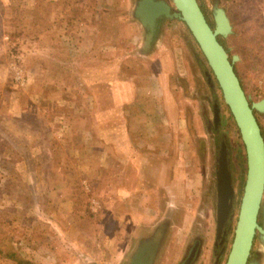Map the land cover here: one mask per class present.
Listing matches in <instances>:
<instances>
[{"label": "rangeland", "instance_id": "374dc122", "mask_svg": "<svg viewBox=\"0 0 264 264\" xmlns=\"http://www.w3.org/2000/svg\"><path fill=\"white\" fill-rule=\"evenodd\" d=\"M135 1L0 0L4 21L0 27V136L14 141L17 152L27 158V169L34 171L31 154L48 162L45 185L43 180L28 181L34 202L25 214L13 212L8 220L6 206L13 199L0 197V240L34 264H123L128 243L146 225L151 227L172 212L171 205L177 214L172 223L175 231L183 214L192 213L182 202L187 186L193 210L198 209L194 223L202 226L205 221L198 217L199 207L207 203L203 189L210 191L201 188L199 200L198 185L195 192L190 189L185 176L197 173L198 163L188 141L183 138L182 144H175L173 130L179 137L185 132L176 122L171 124V119L175 101L185 103L199 88L196 59L204 68L207 63L179 20H162L151 54L142 53L144 30L132 16ZM197 1L212 27L214 8L226 11L232 33L219 38L229 57L237 56L234 64L249 101L262 99L264 0ZM96 19L114 28V44L92 47L99 34L88 22ZM122 36V44L117 46ZM46 46L66 61H74V71H48L46 56L35 55L37 47ZM37 80L40 86L30 87ZM166 83L182 87L169 94ZM167 93L171 104L164 98ZM168 105L171 111L167 115L164 108ZM186 106L183 109L192 110ZM256 116L264 135V112ZM12 117L37 118L43 125L42 135L34 123L33 127L17 126ZM227 124L232 138L237 139L233 121L228 119ZM37 135L47 146H31ZM176 147L182 154L178 170L160 178L162 191L149 186L152 171L146 172L145 164L160 160L170 166L179 152ZM5 154L14 153L6 150ZM1 164L0 160V174ZM170 184L181 195L178 203L171 201ZM169 238L174 245L175 234ZM260 248L255 237L253 257ZM162 258L157 264L165 263ZM0 264L16 263L0 257Z\"/></svg>", "mask_w": 264, "mask_h": 264}, {"label": "flooded vegetation", "instance_id": "af4514ba", "mask_svg": "<svg viewBox=\"0 0 264 264\" xmlns=\"http://www.w3.org/2000/svg\"><path fill=\"white\" fill-rule=\"evenodd\" d=\"M165 1L170 3L169 0ZM163 20L175 21L177 19L163 18ZM151 48L152 47L149 49H144L143 45L139 47L140 51L147 55L151 54ZM201 56L202 60H205L202 53ZM152 58L153 57L149 56V59ZM196 65L198 66L200 76V81H197L198 79H196V81L199 83V88H197V92L192 93L188 99H184L186 101L185 103L184 101H175V113H173L171 124L173 123L174 125L176 122L183 127L182 131L185 132L184 137L182 135L179 137V134H176L173 130L174 139L176 141L175 144L178 145L180 142L182 144L181 140L183 138L184 140L188 141V144H190V148L193 150L198 163V171L196 168H194L196 169L197 173L194 175L190 173L188 176L184 175L185 178H187L189 185L193 187L190 189H194L192 191L195 192L198 188L200 191L199 200L201 196V188L207 187V191H210L206 193V190L203 189V198L207 203H205L204 207H199V211L201 212L199 213L200 216L198 217L202 219L203 216L205 221L202 223V226L201 223H194V218L196 219L198 209L193 210V201L188 193H186L189 191V187L187 186L185 190L186 192L184 191V194H182V200L185 199L182 202L188 204L190 209L192 208V213L188 214L186 212L183 214L175 231V227L173 228L172 223L174 221L173 217L177 216V214L176 208H173L171 205L169 209H171L172 212L169 211L166 216L163 218L160 217L151 227L146 225V228L144 229L145 231L143 233L140 232L141 234L138 235L137 238L133 236L135 240L130 242V244L128 243L126 250L128 254L123 264H130L133 256L135 254L138 255V253L142 255V258L147 256V258H149L152 253H155L153 264H157V261L160 257H163L161 262L165 260L166 264H225L226 262L234 235V227L236 223L235 220L237 219L239 213V204L241 201V195L246 177V156L243 152L244 145L241 143L242 140L239 130L227 105L223 100L221 89L219 88L217 81H215L216 79L214 75L207 64L204 65V68L196 59ZM167 85L168 86L164 88L166 92H170L169 94H171V92L172 94L175 93L173 90L174 88L182 87L181 85L176 86L175 84L172 86L169 84ZM168 93L164 97L167 101H169V99H167V97H169ZM170 102L171 101H169L168 104ZM186 104L190 105L192 110L188 111L187 108L183 109ZM164 110L165 114L167 115L171 111L169 105L166 106ZM257 112L261 113L260 111L254 110L256 119ZM228 119L233 121L234 127L238 131L239 136L237 139L232 138L228 130ZM262 136L264 138L263 133ZM176 151H179L178 155L174 157L170 166L165 165V162H161L160 160H150L149 163L145 164V171H152L151 180L153 182H150L149 186H157L159 190L162 191L159 185H161L160 182L163 181H160V178H164L165 175L169 176L170 170H172V172H174L175 169L178 170L176 165H178V162H180L178 157H181L182 154L180 152V148L176 147ZM155 159L158 158L156 157ZM221 161L225 162L227 170L230 173V188L232 189V191H230L232 192L231 204L229 205L230 208L227 210L225 207L223 212L218 207L216 179L217 171ZM180 176L182 177V175H179V177ZM194 177L196 178L195 181ZM171 182L174 185L176 183L175 180ZM168 189L170 191V196H173L171 201L178 203L179 200H177V198L181 195L178 196L175 193L176 189L172 188L171 184L170 188ZM225 213L226 216L224 218ZM257 222L258 224L262 225L263 221L261 211H259ZM203 229L208 230V234L206 233V236H209L207 237L208 239H206ZM159 230L162 231L163 236L158 244L156 238L158 236L157 232ZM173 233L176 237L174 245L172 240L169 238L170 234ZM133 237L131 236V239H134ZM171 254L174 255L173 259L170 258ZM252 259L253 255L250 254L248 262H250Z\"/></svg>", "mask_w": 264, "mask_h": 264}, {"label": "water", "instance_id": "95a60500", "mask_svg": "<svg viewBox=\"0 0 264 264\" xmlns=\"http://www.w3.org/2000/svg\"><path fill=\"white\" fill-rule=\"evenodd\" d=\"M169 2L135 1L132 16L144 30L142 45L144 49H149L158 37L163 18H174L186 25L202 52L239 130L246 156V177L240 208L225 264H261L264 255V138L254 110L264 112V97L255 102L249 101L232 64L237 60V56L230 58L228 51L218 39V36L232 33V25L225 10L221 7L214 8L212 27L197 0H169ZM229 175L225 162L221 161L216 179L218 207L222 212L225 207L228 210L231 204L232 189ZM259 211L263 215L262 225L257 222ZM225 216L226 213L224 218ZM157 233L156 241L159 244L163 234L161 230ZM254 237H257L261 248L255 251L256 256L248 262ZM139 254L133 256L130 264H153L155 253L149 258L148 256L142 258Z\"/></svg>", "mask_w": 264, "mask_h": 264}, {"label": "trees", "instance_id": "16d2710c", "mask_svg": "<svg viewBox=\"0 0 264 264\" xmlns=\"http://www.w3.org/2000/svg\"><path fill=\"white\" fill-rule=\"evenodd\" d=\"M98 19H96L93 22H88V25L94 28L99 34L98 38L96 40L94 39V45L92 47L100 48L101 44L104 45L105 43L114 44L116 40V37H112V35L115 34L114 28L108 25L107 22H105V20H98ZM2 24H4V21L3 18L0 16V27L2 26ZM210 26L212 25L210 24ZM123 38L124 37L122 36L121 40L116 42L117 46H120L122 44L121 41L123 40ZM218 39L222 43L219 36ZM231 57L232 56H230V58ZM44 60H45L44 61L45 67L48 69V71L54 70L55 72L61 71V73L63 72L71 73L75 69L74 61L72 60L66 61L65 58L58 53L49 52V54L44 58ZM232 64L237 74V67L234 64V62ZM11 120L17 126L26 124L28 126L32 125L33 127V123H34V126L38 127L37 128L39 130L38 133L40 132V134L42 135L43 125L40 124L36 119L31 121L27 119H22L20 117H12ZM43 140L44 139L42 137H39L37 135L35 136L33 142L30 144L32 147H35L36 145H38V143L40 144V146H47L46 144H43V142H40ZM14 147H15L14 141L12 140L9 141L6 137L0 136V160L2 161L1 164L2 172L0 174V197L4 198L10 196L13 199L10 205L6 206L7 209L6 217L8 218V220H10V217L12 216L13 212L20 213L22 215L25 214L26 208L34 202L33 201L34 193L32 192V190L30 191V189L28 188L29 187L28 181L31 182L32 180H36V179L40 181L43 180L44 185L45 182L48 181V178L46 177L47 171L46 169H44L45 164L48 162H45L44 160L40 161L38 157H36L34 154L33 155L31 154V156L33 157L32 159H34V163H32L34 171H31L30 169H27L28 167L27 158H25L23 154L17 152L16 148ZM6 150H11L14 154L7 155L5 154ZM52 154H53V149H50V155ZM36 171L39 172V176L37 175ZM0 257L12 260L16 264H34V262H32L31 260L23 258L15 248L8 246L7 244L3 243L1 240H0Z\"/></svg>", "mask_w": 264, "mask_h": 264}, {"label": "crops", "instance_id": "0c3cea01", "mask_svg": "<svg viewBox=\"0 0 264 264\" xmlns=\"http://www.w3.org/2000/svg\"><path fill=\"white\" fill-rule=\"evenodd\" d=\"M58 41H61V40H58ZM52 42H55V41H52ZM37 50L35 51V55L37 54V53H39L40 55H42V53L44 54V56H47L48 55V53L49 52H53L54 51V49H52L51 47H45V48H41L40 49V47L38 48H36ZM37 58H41V57H37ZM32 78V77H31ZM48 85V84H47ZM38 86H40V82L37 80V81H34V84H30V87H35V88H38ZM44 87H46L45 85H44ZM48 88V87H47ZM43 93H45L43 90H42V94ZM44 95H46V94H44ZM21 112H23V110L21 111ZM25 112V111H24ZM37 119V118H36ZM124 128H126V127H124ZM88 132H89V130H88ZM118 132V130L116 129V133ZM115 133V134H116ZM90 134V133H89ZM195 177H194V181H195Z\"/></svg>", "mask_w": 264, "mask_h": 264}]
</instances>
